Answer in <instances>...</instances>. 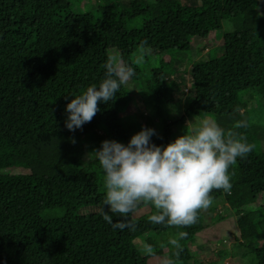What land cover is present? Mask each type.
Here are the masks:
<instances>
[{
    "label": "trees",
    "instance_id": "obj_1",
    "mask_svg": "<svg viewBox=\"0 0 264 264\" xmlns=\"http://www.w3.org/2000/svg\"><path fill=\"white\" fill-rule=\"evenodd\" d=\"M141 1L143 13L137 15L128 0H0V264H149L156 256L163 264H189L187 246L209 227L205 209L197 210L194 224L167 226L150 222L154 209L139 204L141 217L131 212L127 218L142 225L134 237H157L147 242L153 252L145 255L126 228L114 230L102 219L103 174L87 155L106 139L126 144L142 125L155 129L153 143L167 144L179 136L174 128L187 131L188 119L200 116L253 145L229 167L231 188L210 195L228 204V213L215 222L238 216L235 242L255 256V264H264L263 4ZM115 3L119 9L106 16L101 7ZM175 20L185 49L164 41L162 28ZM218 31L224 40L215 38L216 48L206 57L192 49V40ZM230 41L244 44L231 52ZM109 57L131 64L135 76L114 102L98 103L90 122L69 131L68 95L98 83ZM133 103L137 108L125 116ZM237 121L243 126L235 127ZM83 208L100 211L82 214ZM179 232L185 235L176 248L169 237Z\"/></svg>",
    "mask_w": 264,
    "mask_h": 264
},
{
    "label": "clouds",
    "instance_id": "obj_2",
    "mask_svg": "<svg viewBox=\"0 0 264 264\" xmlns=\"http://www.w3.org/2000/svg\"><path fill=\"white\" fill-rule=\"evenodd\" d=\"M140 62L137 58L136 63ZM103 69L98 83L86 86L79 94L68 95L72 99L65 107L64 126L69 131L90 122L99 111L98 103L114 102L121 87L136 74L131 64L112 57L106 59ZM189 124L190 130L167 144L153 143L151 138L158 136L155 129L142 125L126 144L106 139L87 155L98 162L102 171L105 193L101 215L112 229L122 231L132 227L128 215L141 203L154 209L148 216L153 224H194L197 210L213 203L210 195L213 189L231 188L229 167L237 158L246 156L253 145L207 118H193ZM243 124L237 121L235 127ZM113 215L119 217L115 222ZM184 235L179 232L169 237V243L178 248L179 238ZM144 251L152 254V246L145 245ZM165 264L174 261L166 259Z\"/></svg>",
    "mask_w": 264,
    "mask_h": 264
},
{
    "label": "rangeland",
    "instance_id": "obj_3",
    "mask_svg": "<svg viewBox=\"0 0 264 264\" xmlns=\"http://www.w3.org/2000/svg\"><path fill=\"white\" fill-rule=\"evenodd\" d=\"M263 4V11H264V0H259ZM128 3L131 5V7L134 9L135 13L137 15H141L143 13V5L141 0H128ZM119 4L115 3L113 6L109 8H105L102 6V10L105 13L106 16L111 15L113 12L117 11L119 9ZM83 24L84 25H89L91 20L88 15H84L82 17ZM180 26V21L175 20L173 22H170L168 25L162 28V35L164 37V41L166 45L169 48H176V47H181L183 49L186 48V42L183 41V31L181 30ZM224 27V25H223ZM215 38H218L217 41L223 42L224 36L222 31H218L214 33L209 39H194L191 41V47L192 49L197 50L201 49V52L199 56H204L206 57L208 55V51L214 50L216 47L215 45ZM241 43L244 44L242 41L240 42H235V41H230L228 46V50L231 52H239L241 50ZM198 47V48H197ZM213 47V48H212ZM180 54H175L174 56H177ZM190 57H193V50H192V56L189 54ZM199 58V57H196ZM179 100H182V106H184V98L182 95L179 96ZM136 101L139 100L138 96H135ZM207 110H211L208 106ZM136 107V103L131 104L130 108L128 111L124 114L129 115L134 112V109ZM184 109V108H182ZM204 109V107H203ZM213 110L216 108L212 107ZM194 119H201L203 118L202 116L200 117H192L188 119V129L190 130L191 125L189 122H191ZM210 119V118H207ZM211 120V119H210ZM174 131L177 132L179 135H182L183 132H179L178 128H174ZM212 204H215L216 210L214 212L209 211L210 207L205 209V213L207 215L206 221H207V227L208 230L203 232L202 234L198 235L194 241L193 244H190L187 246V249L189 250L190 255H192L193 260L189 264H214L215 262H218V260H215L217 257H219L220 253L223 251L224 253L222 254L221 260L218 264H255V256L248 251L247 249L244 248L243 245H240L239 242H235L234 239V234L235 233V227L237 223L238 216H227L226 219H224L221 222H215V219L217 215H226L228 213V204L224 202L222 199H216L215 202ZM82 214H87V213H94V212H99L100 209L98 208H83L79 210ZM135 212H132L134 214L135 218H138L137 216L141 217V215L144 213V209L142 210L141 208L134 210ZM133 219V222L129 223L132 225L130 228H126L127 230V235L130 236H138V234L141 233V227L142 225L139 223H136L137 220ZM145 229L149 228V226H144ZM151 227V226H150ZM152 229V228H151ZM151 229H148L147 231H150ZM155 237L153 234H150L149 236L146 237H134L133 242L135 243L136 246L138 247H143L142 251L144 252L145 255H148L144 251V245H147V242L150 240V238ZM157 237L153 238L156 239ZM183 249V247H182ZM168 251L167 249L165 252ZM229 251V253L227 252ZM247 254L246 258L242 259L243 257L241 255ZM249 253V255H248ZM226 257V258H225ZM213 261V262H212ZM159 262V264L162 263V258L159 256L152 257L149 260V264H155Z\"/></svg>",
    "mask_w": 264,
    "mask_h": 264
}]
</instances>
